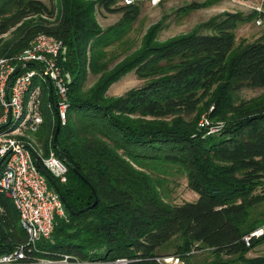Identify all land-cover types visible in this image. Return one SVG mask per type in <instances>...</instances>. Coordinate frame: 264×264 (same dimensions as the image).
Wrapping results in <instances>:
<instances>
[{
  "label": "trees",
  "instance_id": "1",
  "mask_svg": "<svg viewBox=\"0 0 264 264\" xmlns=\"http://www.w3.org/2000/svg\"><path fill=\"white\" fill-rule=\"evenodd\" d=\"M47 1L0 0V56L21 52L39 33L61 39L67 49L60 62L71 76L65 122L54 137L56 95L41 82L44 120L37 133L45 154L52 151L67 166L65 182L42 166L48 186L64 198L66 217L54 219L50 239L38 247L104 261L125 257L126 264H157L154 256L169 247L189 264L192 250L207 249L216 257L212 264H264V255L245 257L264 236L249 246L242 240L262 223L256 209L264 203V91L249 99L237 95L264 87V39L235 38L236 28L264 13L224 11L163 41L156 36L158 21L138 49L107 68L103 47L120 30L99 26L96 5L123 12V21L136 19L140 5ZM202 5L192 2L184 10ZM132 70L148 81L123 95H106ZM88 71L99 76L84 88ZM203 113L215 131L199 127ZM148 163L177 165L197 199L165 201L161 179L141 169ZM0 206L1 255L25 243L27 233L3 193Z\"/></svg>",
  "mask_w": 264,
  "mask_h": 264
},
{
  "label": "built area",
  "instance_id": "2",
  "mask_svg": "<svg viewBox=\"0 0 264 264\" xmlns=\"http://www.w3.org/2000/svg\"><path fill=\"white\" fill-rule=\"evenodd\" d=\"M162 1L118 0L117 4L156 6ZM252 9L264 13L262 4ZM261 21L262 17L258 15L256 24ZM66 50L61 39L39 33L21 52L0 56V193L11 199L19 223L27 233L25 243L0 255V264H126L129 261L125 257L104 261L67 252H48L38 247V243L50 239L54 219L66 217V212L59 193L48 186L32 152L40 164L61 182L66 181L67 166L52 151L46 155L39 153L32 144L33 138L28 136H32L43 122L41 82L47 80L42 70L54 89L60 122H65L71 78L60 62L65 60ZM27 63L36 64V68L28 67ZM17 68L19 70L10 77ZM34 77L39 82H33ZM262 236L264 222L244 234L242 240L249 246L252 240ZM153 260L157 264H185L178 254L156 255Z\"/></svg>",
  "mask_w": 264,
  "mask_h": 264
},
{
  "label": "rangeland",
  "instance_id": "3",
  "mask_svg": "<svg viewBox=\"0 0 264 264\" xmlns=\"http://www.w3.org/2000/svg\"><path fill=\"white\" fill-rule=\"evenodd\" d=\"M43 1L48 3L47 0ZM192 2L203 3V5L196 9L184 10ZM263 3L264 0H163L156 6H150L148 4L140 5L139 14L133 21H123V12L121 11L111 12L99 5H96L95 18L99 26L103 30H106L111 26H117V28H119L120 30V36L118 35L119 38L111 41L110 44L106 47H103L106 57L105 63L107 64V68H111L117 62L124 59V57L128 56L136 49H138L141 45L146 31L158 21H162V26L158 30L156 36L158 40L163 41L172 36L186 33L196 25L208 21L212 16L221 12L241 11L247 13L253 10L252 8L254 6ZM114 6L119 7L118 4H115ZM255 20L256 18L248 23L240 25L235 29V38L237 43L243 40L252 42L259 38L264 39V17L262 18L260 24H256ZM201 32L208 33L210 32V30L203 28L201 29ZM7 36L8 34H3L2 38H6ZM98 76L99 74L88 71L84 82V88H88L89 86H91L96 81ZM147 81L148 79L146 78H139L135 74L134 70L128 71L108 87L106 95H123L128 90L140 87ZM263 91L264 87L243 88L237 93V95L240 99H249L261 94ZM41 98L43 100L42 93ZM212 107L213 106L209 107V110H211ZM42 112L44 120L43 107ZM210 122V119L204 113L200 115L198 121L199 127H208L210 125ZM208 128L209 132H213L217 129L215 125H211ZM39 129L32 136H30L29 134L28 138H33L32 144L35 149L38 150L39 153L45 154L44 147L38 141L37 137ZM141 169L147 171L153 177L161 179V181L163 182L161 192L165 201H168L172 204H181L185 201H194L197 199V194L187 185L185 173L177 165L164 163H148V166H145V168L141 167ZM256 211L261 221L264 222V203L262 205H259ZM172 252L173 248L169 247L167 251H164L163 253H161V255L172 254ZM191 255L192 256H190L189 258V264H212V262L216 260L215 255L210 253V251L207 249H194L191 251ZM262 255H264V241L250 249L245 254V257L252 258ZM221 257L223 260L231 258L226 255H221ZM182 259L184 263L187 264L186 260L184 258ZM230 264L244 263H242L241 261H234L230 262Z\"/></svg>",
  "mask_w": 264,
  "mask_h": 264
},
{
  "label": "water",
  "instance_id": "4",
  "mask_svg": "<svg viewBox=\"0 0 264 264\" xmlns=\"http://www.w3.org/2000/svg\"><path fill=\"white\" fill-rule=\"evenodd\" d=\"M30 63H27L26 65H29ZM36 65V64H35ZM19 70V68H17V69H15V71L11 74V76L10 77H12L17 71ZM42 72H43V74H44V76H45V78H46V80H47V82H48V85H49V88H50V91H52V84H51V81L49 80V78H48V76H47V74L42 70ZM9 82V81H8ZM55 116H56V123H55V133H54V137H56V135H57V132H58V130H59V126H60V118H59V115H58V113H57V110H56V108H55ZM32 154H33V157H34V160H35V163H36V165H37V167H38V169L46 176V178L49 180V181H51V178L49 177V175H48V173L44 170V168L42 167V165L40 164V162H39V159H38V157L36 156V154L34 153V152H32ZM69 167L72 169V171L75 173V174H77L78 176H80L84 181H86L81 175H80V173L71 165H69ZM91 188V190H92V193L94 194V196H95V191H94V189L92 188V187H90ZM58 193H59V191H58V188H54ZM60 195V194H59ZM60 198H61V200H62V202H63V204L64 205H66V203H65V201H64V198L60 195ZM95 203H96V197H95V199H94V202L89 206V207H92L93 205H95ZM84 209H87V207H85V208H82V209H80L79 211H83ZM74 213H77V212H74Z\"/></svg>",
  "mask_w": 264,
  "mask_h": 264
},
{
  "label": "crops",
  "instance_id": "5",
  "mask_svg": "<svg viewBox=\"0 0 264 264\" xmlns=\"http://www.w3.org/2000/svg\"><path fill=\"white\" fill-rule=\"evenodd\" d=\"M262 7L264 8V5L262 4ZM108 90V89H107ZM107 92V91H106Z\"/></svg>",
  "mask_w": 264,
  "mask_h": 264
}]
</instances>
